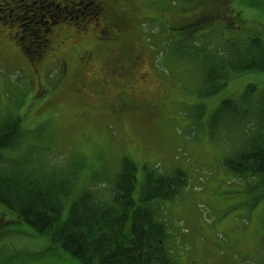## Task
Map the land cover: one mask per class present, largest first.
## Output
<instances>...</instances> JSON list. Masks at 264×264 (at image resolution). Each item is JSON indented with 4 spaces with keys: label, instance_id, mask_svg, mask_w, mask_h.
I'll return each instance as SVG.
<instances>
[{
    "label": "rangeland",
    "instance_id": "374dc122",
    "mask_svg": "<svg viewBox=\"0 0 264 264\" xmlns=\"http://www.w3.org/2000/svg\"><path fill=\"white\" fill-rule=\"evenodd\" d=\"M221 1L240 12V18L208 21L186 31L170 23L174 17L190 19ZM126 5L129 22L116 45L136 47L145 60L141 71L149 73L147 82L135 88L130 80L126 85L115 79L105 93L97 94L72 80L63 82L57 68L44 66L40 81L46 94L39 95L33 67L16 51L9 64L0 66V118L20 117L22 136L4 153L33 168L62 174L75 170L64 219L83 189L92 186L106 195L125 156L137 165L136 204L148 170L180 169L187 183L175 198L155 201L178 264H264V185L241 180L225 166L224 158L240 145L243 131L231 128L224 114L216 115L226 98L234 99L238 108L248 106L243 93L249 83L256 86L254 96L264 88V70L231 71L227 84L213 93L203 78L204 70L220 69L218 61L204 69L209 63L204 51L218 58L233 43L256 35L264 41V0H126ZM95 11L91 0H0V17L20 19V35L29 38L26 45L34 56L44 48L43 26L53 18L81 22L94 19ZM206 42L207 50L194 47ZM114 47L102 44L94 50L98 71ZM118 87L145 109L112 113L106 102ZM53 94L57 105L49 107L45 100ZM0 264L82 262L52 242L49 233H36L16 221V214L0 202Z\"/></svg>",
    "mask_w": 264,
    "mask_h": 264
},
{
    "label": "trees",
    "instance_id": "16d2710c",
    "mask_svg": "<svg viewBox=\"0 0 264 264\" xmlns=\"http://www.w3.org/2000/svg\"><path fill=\"white\" fill-rule=\"evenodd\" d=\"M230 8V7H229ZM230 9H233L232 7ZM235 11V10H234ZM239 13L240 12L235 11ZM188 25L179 30L203 26ZM194 47H206L195 44ZM221 51V49H218ZM211 53V52H209ZM204 51L208 65L218 61L219 68L203 72L210 93L227 84L231 71L264 70V41L256 35L239 45L223 49L218 58ZM209 54V58H207ZM249 83L243 93L248 106L238 108L234 99L226 98L216 115L224 114L228 125L243 131L240 145L224 158L227 168L241 180L264 185V88L255 96ZM20 117L0 118V202L16 214V221L29 224L36 233H49L52 242L76 257L82 264H178L168 241V228L159 215L157 199H172L187 183L184 171L165 173L148 170L136 204L133 191L137 165L130 157L120 160L105 196L99 188L89 186L72 200L64 219V200L72 190L75 170L62 174L57 169L29 167L26 161L8 157L4 151L21 139Z\"/></svg>",
    "mask_w": 264,
    "mask_h": 264
},
{
    "label": "flooded vegetation",
    "instance_id": "af4514ba",
    "mask_svg": "<svg viewBox=\"0 0 264 264\" xmlns=\"http://www.w3.org/2000/svg\"><path fill=\"white\" fill-rule=\"evenodd\" d=\"M64 1L75 3L79 0ZM91 2L95 3L96 7L94 19L88 18L80 22L78 18L58 16L43 26L44 35L47 37L46 44L36 56L26 45L29 38L20 35V19L11 16L0 17V66L9 64L17 51L25 64L33 67L35 88L39 95L46 94V89L40 81L44 66L50 69L57 68L62 74L63 82L72 80L75 84L97 94L105 93L110 82L115 79L126 85L130 84L128 82L130 80L134 84L133 87L141 88L149 78L148 72L141 71L145 60L137 53L136 47L116 45L126 32L129 22L126 0H91ZM221 3L222 1L219 5H213V8L190 19L174 17L170 23L188 27V25L197 26L204 21L206 23L239 18V13L230 9L225 3ZM101 43L104 46L108 44L115 46L114 54L110 59L104 63L100 62L102 72L98 71L97 65L94 64L98 60L94 50L102 45ZM95 59L97 60L94 62ZM34 60L41 64L35 67ZM54 97L56 94L46 98L47 106L57 105ZM106 104L112 113L119 116L126 111L130 113L145 109L143 102L134 100L132 94L121 87L117 88L116 96Z\"/></svg>",
    "mask_w": 264,
    "mask_h": 264
}]
</instances>
